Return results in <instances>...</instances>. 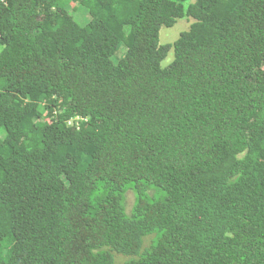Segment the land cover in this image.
<instances>
[{"label": "trees", "instance_id": "16d2710c", "mask_svg": "<svg viewBox=\"0 0 264 264\" xmlns=\"http://www.w3.org/2000/svg\"><path fill=\"white\" fill-rule=\"evenodd\" d=\"M114 255L264 264V0H0V264Z\"/></svg>", "mask_w": 264, "mask_h": 264}, {"label": "rangeland", "instance_id": "374dc122", "mask_svg": "<svg viewBox=\"0 0 264 264\" xmlns=\"http://www.w3.org/2000/svg\"><path fill=\"white\" fill-rule=\"evenodd\" d=\"M70 6L72 7L73 5L71 4ZM71 16L73 17L75 22L81 26L86 25L87 22L89 21V17L87 15L86 9L81 8V7L78 8V11L76 13H72ZM192 22L193 21L191 19L188 20L186 18H183L181 20H177L176 24L171 28L162 27L159 31V44L165 45V44L173 43L174 41H176L178 39L180 33L188 31ZM118 52H119L118 55L123 53V47L122 46ZM172 59H173V54H172V51H170L167 54L165 60L162 62L161 66L162 67L167 66L168 64L171 63ZM114 61H115V59H114ZM133 202H134L133 195L128 193L126 196V210H127V212L130 211V208L132 207ZM149 242H150V239H146L144 241V247L148 246ZM115 256H116V258H115ZM113 257H114V264H123L126 261V259L120 255H114Z\"/></svg>", "mask_w": 264, "mask_h": 264}]
</instances>
